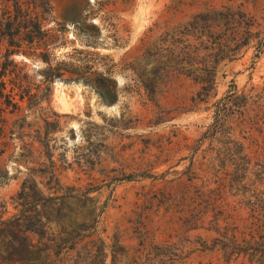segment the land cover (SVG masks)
I'll return each mask as SVG.
<instances>
[{"label": "rangeland", "instance_id": "rangeland-1", "mask_svg": "<svg viewBox=\"0 0 264 264\" xmlns=\"http://www.w3.org/2000/svg\"><path fill=\"white\" fill-rule=\"evenodd\" d=\"M48 1L46 28L55 39L50 67L41 58L14 55L16 72L31 93L21 100L24 89H16L20 108L0 111V264H98L93 259L100 241L76 243L93 231L95 220L106 243L105 264H155L153 247L165 239L179 244L182 264H248L226 263L220 253L201 250L214 236L205 229L214 225L211 210L198 229L188 231L181 221L196 205L192 197L200 191L205 198L211 190L222 196L221 226L249 221L250 193L231 186L234 165L222 168L216 159L223 145L207 141L194 153L212 112L193 107L197 86L189 79L156 83L155 92L145 88L143 83L154 81L151 66L144 72L139 63L167 27L203 12L242 9L264 32V0ZM51 67L63 73L52 82L46 78ZM232 83L262 86L264 52L255 57L250 47L239 59L223 62L218 97ZM235 128L251 159L243 183L254 189L257 163L264 164V124L261 131ZM47 155L58 166L59 182L48 173ZM23 185L28 205L38 204L36 234L29 232L27 240L16 224ZM145 230L151 254L140 259Z\"/></svg>", "mask_w": 264, "mask_h": 264}, {"label": "trees", "instance_id": "trees-1", "mask_svg": "<svg viewBox=\"0 0 264 264\" xmlns=\"http://www.w3.org/2000/svg\"><path fill=\"white\" fill-rule=\"evenodd\" d=\"M51 13L52 6L48 0H0V111L10 107L14 110L20 108L16 101L18 95L16 89H24V93L20 94L21 100L31 93V89L24 87L20 74L16 72L19 66L13 58L14 55L41 58L50 67L49 50L55 39L46 25ZM250 47L255 48V57L264 52V32L260 29L259 23L242 9L224 7L212 13L196 14L184 23L167 27L145 50L139 66L144 72L151 66L150 73L154 81L149 85L143 83V86L147 89L150 87L153 92L156 90V83L165 84L180 77L191 80L197 86L191 98L193 107L200 108L204 105L206 111L212 112L213 120L197 139L193 148L194 153H197L205 142L217 140L223 145L217 150L216 155L221 167H227L228 163L234 165L230 173V185L242 189L244 193H250V199L246 202L250 209L248 224L228 223L221 226L218 223L221 211L217 210L219 207L217 202L222 196L215 190H211V195L205 198V192L200 191L195 198L192 197V202L196 205L193 207L189 205V215L181 217L182 224L188 231L198 229V220L211 210L214 225L205 229L214 233V236L209 243L207 241L201 243V250L220 253L226 263L242 260L248 264H264V191L258 189L259 185L264 186V164L257 163L258 168L254 175L258 185L255 183L254 189H248L243 181L247 179L251 159L244 142L234 135L235 127L238 126L246 132L261 131L264 124V84L239 88L232 83L229 89L218 97L220 65L225 61L239 59ZM49 72L46 78L50 82L56 77L63 76L58 68L51 67ZM2 133L3 126L0 123V136ZM47 157L50 163L48 173L59 182L58 166L51 155ZM192 179L193 177H190V180ZM27 189L23 185L19 192L22 203L16 215L20 217L16 224L20 226L26 240L29 232L36 234L34 226L37 225V220L34 213L38 208V204L32 209L26 202L29 197ZM32 189L37 191V184ZM94 223L96 224L93 231L78 237L76 243L84 240L87 243L100 241L93 261L105 264L106 243L99 237L98 221L95 220ZM148 238L150 237L147 230L143 231L139 241L140 259H146L151 254L147 244ZM30 244H26V247L29 248ZM153 249V254L157 258L155 264H167L166 258L171 260L170 264H182L177 242L165 239L154 245ZM55 252L59 256L64 253L62 250ZM139 264L148 263L144 261Z\"/></svg>", "mask_w": 264, "mask_h": 264}, {"label": "bare ground", "instance_id": "bare-ground-1", "mask_svg": "<svg viewBox=\"0 0 264 264\" xmlns=\"http://www.w3.org/2000/svg\"><path fill=\"white\" fill-rule=\"evenodd\" d=\"M59 85V84H58Z\"/></svg>", "mask_w": 264, "mask_h": 264}]
</instances>
